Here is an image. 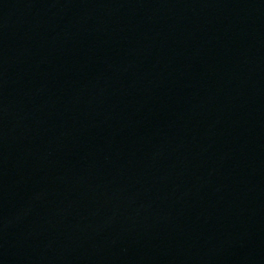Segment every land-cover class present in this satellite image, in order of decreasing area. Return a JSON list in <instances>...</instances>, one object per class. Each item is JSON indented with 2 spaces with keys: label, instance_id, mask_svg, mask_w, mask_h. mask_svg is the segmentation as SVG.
<instances>
[{
  "label": "water",
  "instance_id": "1",
  "mask_svg": "<svg viewBox=\"0 0 264 264\" xmlns=\"http://www.w3.org/2000/svg\"><path fill=\"white\" fill-rule=\"evenodd\" d=\"M0 264H264V0H0Z\"/></svg>",
  "mask_w": 264,
  "mask_h": 264
}]
</instances>
